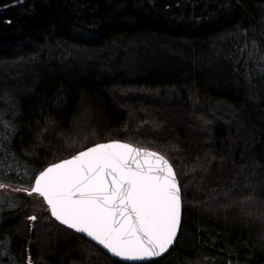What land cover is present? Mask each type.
<instances>
[{
    "label": "trees",
    "instance_id": "obj_1",
    "mask_svg": "<svg viewBox=\"0 0 264 264\" xmlns=\"http://www.w3.org/2000/svg\"><path fill=\"white\" fill-rule=\"evenodd\" d=\"M110 140L161 153L181 185L176 243L141 264H264V0H30L0 13V192L14 193L0 196V264H129L26 191Z\"/></svg>",
    "mask_w": 264,
    "mask_h": 264
},
{
    "label": "snow or ice",
    "instance_id": "obj_2",
    "mask_svg": "<svg viewBox=\"0 0 264 264\" xmlns=\"http://www.w3.org/2000/svg\"><path fill=\"white\" fill-rule=\"evenodd\" d=\"M26 191L42 197L56 220L128 261L162 257L181 226V185L172 165L120 141L52 164Z\"/></svg>",
    "mask_w": 264,
    "mask_h": 264
},
{
    "label": "water",
    "instance_id": "obj_3",
    "mask_svg": "<svg viewBox=\"0 0 264 264\" xmlns=\"http://www.w3.org/2000/svg\"><path fill=\"white\" fill-rule=\"evenodd\" d=\"M29 1H30V0H19V1H16V2L10 4V5H7V6H5V7L0 8V13L9 12V11H12V10H16V9H18V8H20V7L24 6V5H26ZM112 141H120V142H122V143L130 144V143H128V142L121 141V140H110V141H105V142H100V143H109V142H112ZM100 143H97V144H100ZM97 144H94V145H92V146H90V147H88V148L94 147V146L97 145ZM131 145H132L133 147H135V148H139V149H141V150L150 151V152H156V153H158L159 155H162L161 153H159V152H157V151H155V150H152V149L141 148V147L135 146V145H133V144H131ZM88 148L83 149V150H81V151H85V150H87ZM79 152H80V151H79ZM79 152L75 153L74 155L78 154ZM72 156H73V155H72ZM72 156H70V157H68V158H65V159H70ZM162 156H164V155H162ZM164 158H165L166 160H168L165 156H164ZM65 159H62V160H65ZM62 160L57 161V162H55V163H60ZM168 162L171 164V162H170L169 160H168ZM52 164H54V163H52ZM52 164L48 165L47 167L51 166ZM171 165H172V164H171ZM47 167H45L43 170H45ZM172 167H173V165H172ZM173 169H174V167H173ZM43 170H42V171H43ZM174 171H175V169H174ZM175 173H176V171H175ZM38 175H39V174H38ZM38 175H37V176H38ZM176 175H177V174H176ZM177 179H178V177H177ZM178 181H179V180H178ZM34 183H35V179H34L33 185H34ZM33 185H32V186H33ZM29 191H30V190H29ZM28 193H29V192H28ZM42 199H43V198H42ZM43 200H44V199H43ZM44 202H45V204L47 205L46 201H44ZM47 207H48L49 212H50V214H51V211H50V208H49L48 205H47ZM182 216H183V205H182V212H181V224H182ZM51 217H52L56 222H58L60 225L66 227L67 229H69V230L73 231L74 233H76V234H78V235L84 237L85 239L89 240L90 242H92L93 244H95L96 246H98L100 249H102L105 253H107V254H108L110 257H112L113 259H115V260H117V261H120V262L129 263V264H141V263H147V262H151V261H153V260H157V259H160V258L164 257V256H165V255H166V254L172 249V247H173L174 244L176 243V241H177V239H178V236H179L180 229H181V226H180V229H179V231H178V235H177V239H176V241L174 242V244L172 245V247L170 248V250H169L167 253H165L162 257H154V258H150V259H146V260H142V261H128V260H124L123 258H120V257H116V256H114V255H113L108 249L104 248L103 245L99 244L97 241H95V240H93L91 237L87 236L86 233L77 232V231H75L74 229H71V228L67 227L66 225L62 224L60 221L56 220L55 217H53L52 215H51Z\"/></svg>",
    "mask_w": 264,
    "mask_h": 264
},
{
    "label": "rangeland",
    "instance_id": "obj_4",
    "mask_svg": "<svg viewBox=\"0 0 264 264\" xmlns=\"http://www.w3.org/2000/svg\"><path fill=\"white\" fill-rule=\"evenodd\" d=\"M13 194H14V193L11 192V191H9L8 189H6V190H4V191L1 190V192H0V196L2 197V198H1L2 200H3V199H8V198H10L11 195H13Z\"/></svg>",
    "mask_w": 264,
    "mask_h": 264
}]
</instances>
